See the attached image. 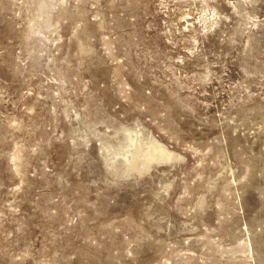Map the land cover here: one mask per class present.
I'll return each mask as SVG.
<instances>
[{
	"label": "rangeland",
	"instance_id": "obj_1",
	"mask_svg": "<svg viewBox=\"0 0 264 264\" xmlns=\"http://www.w3.org/2000/svg\"><path fill=\"white\" fill-rule=\"evenodd\" d=\"M0 264H264V0H0Z\"/></svg>",
	"mask_w": 264,
	"mask_h": 264
}]
</instances>
